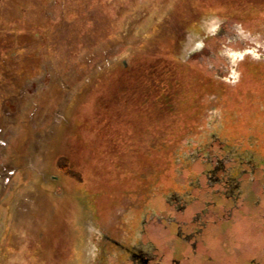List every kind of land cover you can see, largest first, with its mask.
I'll return each mask as SVG.
<instances>
[{
	"label": "rangeland",
	"instance_id": "374dc122",
	"mask_svg": "<svg viewBox=\"0 0 264 264\" xmlns=\"http://www.w3.org/2000/svg\"><path fill=\"white\" fill-rule=\"evenodd\" d=\"M230 149L253 167L241 202L260 199L264 0H0V264H88L96 222L162 209ZM259 203L217 219L213 252L264 254Z\"/></svg>",
	"mask_w": 264,
	"mask_h": 264
},
{
	"label": "flooded vegetation",
	"instance_id": "af4514ba",
	"mask_svg": "<svg viewBox=\"0 0 264 264\" xmlns=\"http://www.w3.org/2000/svg\"><path fill=\"white\" fill-rule=\"evenodd\" d=\"M217 130L219 134L212 133V140L221 141L223 145L219 148H222L224 128L221 125ZM224 136L226 139V135ZM193 142L198 151L209 147L211 150L215 148L213 145L215 142L211 146H207L206 142L202 143L201 140L195 139ZM155 151H159L158 147ZM232 151L235 158L232 157L228 162L227 155ZM212 156L214 157L200 158L201 163L196 165L199 157L197 156L194 161L188 163L189 167H192L189 171L182 169L187 179L184 189L169 187L165 191L161 190V197L167 203L162 209L147 203H141L137 207L136 203L128 200L116 208L114 215L117 219L114 216L110 218V221L115 223L112 230L109 229V224L105 225L103 221L96 222L97 235L88 242V248L91 246L88 255L93 257L87 263L264 264V254H253L249 248L241 251L237 246H229L222 252H213L208 244L212 236L209 229L211 226H217L215 223L217 219L224 221L221 222L224 224L219 230L232 229L233 221L246 219L241 214L244 211L241 209L242 205L246 203L250 210L254 205L258 208L262 205L259 201L264 194L263 186L260 199L241 202L245 193L240 176L253 170L243 153L238 156L237 150L235 152V149H230L219 156L215 155L213 150ZM245 166L247 169L241 168ZM249 189L253 190V186ZM211 207L217 209L212 211ZM222 211L223 213L219 215ZM229 211L231 213L227 215ZM250 236L254 239V234Z\"/></svg>",
	"mask_w": 264,
	"mask_h": 264
}]
</instances>
